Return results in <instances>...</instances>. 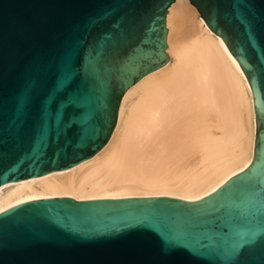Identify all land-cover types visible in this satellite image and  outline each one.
Returning a JSON list of instances; mask_svg holds the SVG:
<instances>
[{"label":"water","instance_id":"water-1","mask_svg":"<svg viewBox=\"0 0 264 264\" xmlns=\"http://www.w3.org/2000/svg\"><path fill=\"white\" fill-rule=\"evenodd\" d=\"M175 1L133 0L129 5L126 0H0V190L72 169L104 148L115 129L124 94L168 61L166 15ZM188 1L207 28L225 43L248 82L256 107L249 166L210 195L192 202L170 197L82 201L53 197L17 204L0 212V264H206L183 253L163 255L158 237L134 225L149 217L166 229L185 227L191 230L192 239L184 242L197 249L204 238L197 230V214L219 208L231 187L245 175L259 178L264 167V79L250 82V78L264 65V31L254 28L249 32L230 14L229 3L221 5L220 14L209 24L204 19L208 15L204 0ZM130 6L143 15L140 28L148 33L144 54L114 69L107 88L101 83L96 90L100 97L96 107L107 110L106 119L92 121L99 132L83 141L72 137L70 145L61 141L43 154L26 155L32 147L31 126L17 134L9 124L13 95L21 81L54 62L67 45L79 48L85 32L89 38L99 39L114 31L113 25L121 23ZM126 225L127 230L111 234Z\"/></svg>","mask_w":264,"mask_h":264},{"label":"bare ground","instance_id":"bare-ground-1","mask_svg":"<svg viewBox=\"0 0 264 264\" xmlns=\"http://www.w3.org/2000/svg\"><path fill=\"white\" fill-rule=\"evenodd\" d=\"M166 64L124 94L104 148L0 190V212L53 197L198 201L252 161L255 102L237 61L188 0L166 15Z\"/></svg>","mask_w":264,"mask_h":264},{"label":"snow or ice","instance_id":"snow-or-ice-1","mask_svg":"<svg viewBox=\"0 0 264 264\" xmlns=\"http://www.w3.org/2000/svg\"><path fill=\"white\" fill-rule=\"evenodd\" d=\"M132 2L126 0V4ZM204 2L208 15H201L209 24L220 14L221 5L229 3L230 14L249 32L254 28L264 31V0ZM142 22L143 15L134 7H127L121 23L113 25L114 31L99 39L89 38L90 34L85 32L79 48L67 45L37 75L29 73L24 77L13 95L9 124L17 134H23L26 126H31L32 147L26 155L43 154L49 147L60 146L61 141L70 145L72 137L83 141L93 132H99L92 121L106 119L107 110L96 107V101L100 100L96 90L101 83L107 88L114 69L133 63L144 54L148 33L141 31ZM257 79H264V65L252 75L250 82ZM261 159L264 160V155ZM196 222L197 230L204 236L198 241L197 249L184 242L192 239L191 230L185 227L166 229L149 217L134 227L156 235L165 256L183 253L206 264H264V167L259 178L255 175L240 178L228 191L225 202L211 213H198ZM128 227L115 228L111 234Z\"/></svg>","mask_w":264,"mask_h":264}]
</instances>
